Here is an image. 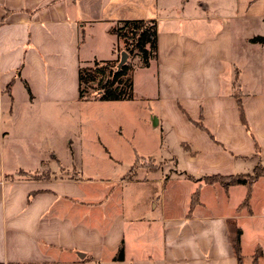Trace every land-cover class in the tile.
Returning <instances> with one entry per match:
<instances>
[{
    "label": "crops",
    "instance_id": "crops-1",
    "mask_svg": "<svg viewBox=\"0 0 264 264\" xmlns=\"http://www.w3.org/2000/svg\"><path fill=\"white\" fill-rule=\"evenodd\" d=\"M108 1L0 0V264H264V175L249 187L202 181L264 166V40H251L264 37V0ZM125 19L155 22L156 59L140 68L137 98L181 145L184 169L149 179L171 199L149 195L161 237L136 248L125 232H151L152 221L139 227L143 207L127 217L125 198L112 196L138 179L93 198L95 180L41 173L47 149L36 134L56 106L85 102L78 67L116 57L111 27ZM96 34L103 50L84 49ZM176 184L187 190L181 209Z\"/></svg>",
    "mask_w": 264,
    "mask_h": 264
},
{
    "label": "rangeland",
    "instance_id": "rangeland-1",
    "mask_svg": "<svg viewBox=\"0 0 264 264\" xmlns=\"http://www.w3.org/2000/svg\"><path fill=\"white\" fill-rule=\"evenodd\" d=\"M170 1L174 3L175 0ZM86 35L87 32H85ZM100 39L97 34L92 42L87 39L84 49L103 50L104 44ZM87 58H90L88 59L90 61L82 62L81 67L91 65L97 60L113 59ZM141 67H135L132 70L133 97L131 99L102 100L94 97L91 100H85L83 104L56 106L54 111L51 110L50 113L41 116L40 125L36 129L39 145L47 149L44 154L45 165L42 164L44 167L41 173L47 176L48 171L51 170L63 178L73 176L81 180L85 178L95 180L93 198L101 197L102 192L110 193L115 185L113 182L123 179L124 175L129 173L135 159L133 147L141 156H154V162H149L147 157L144 158L145 166L138 168L134 175L137 181L119 184L115 187V193L112 196L115 198L122 195L125 198L127 217L138 212V207H143L142 214L145 219H138L139 227L143 221L149 219L152 221L151 232L146 231L141 235H134L130 231L125 232L126 241H129L131 248L146 242L153 246L159 244L161 236L156 230L158 222L153 221V216L159 215L160 207L153 208V201L149 199V195L157 193L158 197H165L166 202L171 199L169 192L163 193L159 183L149 179L155 176L158 178L160 172L164 177L174 178L178 172L184 170L183 162L180 160L181 145H178L164 123L161 126L152 127L156 117L151 121L149 113L146 112L147 108L137 98L140 86L144 82V72L140 71ZM150 78L151 75H149L148 86L151 93L153 87ZM9 118L10 116H7L5 120L9 122L11 120ZM157 140L161 142L158 153L154 146ZM103 145L109 148V153ZM160 156L163 158L162 161ZM151 163L156 166V169L162 165L157 173L153 172ZM62 167L64 170H61ZM176 185L179 197L176 196L175 200L181 209L187 190L184 185ZM170 209L173 210V208ZM128 229L130 228L127 226L126 230ZM249 252L248 246L245 250L246 256ZM144 264H152V261L147 260Z\"/></svg>",
    "mask_w": 264,
    "mask_h": 264
},
{
    "label": "trees",
    "instance_id": "trees-1",
    "mask_svg": "<svg viewBox=\"0 0 264 264\" xmlns=\"http://www.w3.org/2000/svg\"><path fill=\"white\" fill-rule=\"evenodd\" d=\"M111 32L116 36L117 54L112 60H97L93 64L78 67V100H91L99 98L102 100L113 99H131L133 97L132 87V70L135 67L148 66L150 61L156 59V27L154 20L151 19H125L118 21ZM252 41H263L264 37L258 36L251 39ZM126 53V60L119 64L120 53ZM239 110L242 122L245 124L242 114L241 105ZM195 124L200 125V121L193 120ZM246 125V124H245ZM144 158L135 154L134 163L131 166L129 173L124 175L123 179L130 180L136 174L138 168L145 166ZM149 162L154 160L150 157ZM142 160V161H141ZM152 164V163H151ZM152 169H156L153 166ZM264 175V166L257 165L253 168L252 173L233 174V175H204L202 181L213 184L220 183L223 186L233 184H242L249 187L250 184L258 177ZM199 186L191 195L192 206L198 200ZM239 234L238 232L234 247L239 255ZM116 259L123 257L122 246L117 249ZM260 250L257 249L253 254L254 258L260 255Z\"/></svg>",
    "mask_w": 264,
    "mask_h": 264
},
{
    "label": "water",
    "instance_id": "water-1",
    "mask_svg": "<svg viewBox=\"0 0 264 264\" xmlns=\"http://www.w3.org/2000/svg\"><path fill=\"white\" fill-rule=\"evenodd\" d=\"M119 58H120L119 64L123 63L126 60V53L121 52Z\"/></svg>",
    "mask_w": 264,
    "mask_h": 264
}]
</instances>
